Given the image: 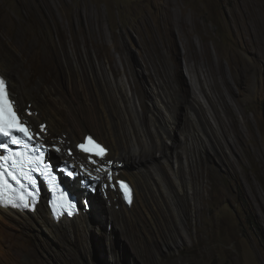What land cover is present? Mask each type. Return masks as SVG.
<instances>
[{"label":"rangeland","instance_id":"374dc122","mask_svg":"<svg viewBox=\"0 0 264 264\" xmlns=\"http://www.w3.org/2000/svg\"><path fill=\"white\" fill-rule=\"evenodd\" d=\"M169 1L172 13L185 18V0H0V58H8L18 81L15 89L5 75L9 87L36 130L31 107L51 99L49 86H68V57L86 74L79 58L96 68L103 61L110 80L122 85L155 131L157 147L140 150L146 161L139 165L157 198L153 218H145L137 232L129 222L117 231L110 215L107 229L95 199L103 195L116 210L123 202L116 196L119 204L112 205L100 192L92 198L88 251L78 245L82 259L50 247L40 250L42 264H264V0H191L202 29L191 37L165 22ZM85 8L101 14L106 34L89 57ZM193 104L206 118L192 122ZM171 116L177 120L173 128ZM153 118L171 126L164 146ZM192 168H200L203 178L212 173L211 184L205 178L206 205L200 184L192 183ZM195 204L202 213L195 214Z\"/></svg>","mask_w":264,"mask_h":264},{"label":"bare ground","instance_id":"6f19581e","mask_svg":"<svg viewBox=\"0 0 264 264\" xmlns=\"http://www.w3.org/2000/svg\"><path fill=\"white\" fill-rule=\"evenodd\" d=\"M185 2L186 6L182 10L186 19L181 18L180 14H177L176 11L172 13L171 6L173 3L169 1L165 22L182 31L181 33L184 35L191 37L194 31H202V29L196 23V11L192 8L191 0L189 2L185 0ZM188 7H191L190 11H188ZM85 11L88 14V27L85 33L86 39L84 44L85 48H87V56L89 57L95 45V48H98V45L105 42L106 34L101 25V14L89 15L94 13L93 9L88 8H85ZM188 19H192V22L188 23ZM208 49L209 47L206 44L205 50L207 52ZM100 53L97 52L99 59L102 56ZM76 55H78V52ZM63 62L66 66L65 68L69 70L68 86L65 88L61 84L49 86L45 92L51 94V99L40 100L39 103L37 102L36 109L30 105L28 106V108L31 107L30 112L36 114L33 117V121H35L37 126H40V130H37V136L40 140L44 138L45 140L42 141L45 143L59 145L58 151L62 152V158L60 159L58 156L57 150L54 149L53 151V157L59 159V161L66 159L73 161L88 173L97 172V167L102 168L104 173H107V168L116 169L118 177L125 176L130 180L135 186L136 195V200L131 207L122 204L121 210L113 209L102 196L95 199L99 201L95 206L99 208L100 216H104L103 221L107 222V229L108 224H110L109 217L111 215V218L117 224L113 229L117 228L118 231V226L125 228L128 226L126 225L127 222H129L130 225L134 224L136 226L135 231L137 232L140 223H143L144 219L148 216L150 218L153 216V209L157 201V198H154L156 197L154 190H151L153 193L149 191L148 175L139 168V165L146 161L145 154L140 150L147 146H150L152 149H154V146L157 147L153 136L155 131L152 132L150 129L151 124L148 126V123H145L146 116L144 117L139 110L133 107L122 85L119 82L117 85H114L110 80L103 61V64L101 62L99 68H96L79 58L81 70L87 71L88 74L75 70L77 68L76 64L68 57ZM111 68L114 72H117L116 66L111 65ZM0 72L9 77L12 83H15L16 89L18 85L17 77L10 71V62L6 57L0 58ZM176 75L177 79L180 78L178 71ZM164 101L170 105V100L164 98ZM191 108V112L193 113L191 115L192 122H194V116L199 117V119L201 118V120L204 117L206 118L208 113L205 112L203 115H200L197 105L193 104ZM153 121L157 133L156 137L160 139L164 146V140L162 139L168 132V127L171 126L168 125L165 128L162 124L158 123L160 120L156 118H153ZM168 123H171L170 125H173V128L177 120L174 116H171ZM87 129L92 130L95 137L109 148L110 152L104 158L91 157L78 151L77 145L85 139L86 135L91 134L88 133L89 130ZM220 142L222 146V141ZM63 151H66L65 154ZM131 151L135 152L132 153ZM155 151L153 150V153ZM208 172L210 171L208 170ZM99 175L103 176L102 173ZM191 175L192 183H199L201 192H204L203 196L200 197L202 204H208L210 199L205 194V178L211 184L212 173L205 174L206 177L203 178L201 177L200 168H192ZM105 180L107 181L108 177ZM185 185L186 181H183V186ZM116 196V201H122L121 196L113 189H110L108 198L113 201L111 202V204L113 203L112 205L119 204L114 201ZM180 197L182 201H185L184 196ZM184 211V205H179L178 213L181 220L183 219ZM202 212L203 210L195 204V214L198 215ZM196 215L189 213V216L193 218ZM161 217L165 225L166 219L163 215ZM93 220L92 210L91 213H83L80 216H75L73 219L64 218L57 223L51 218L44 204L39 205L33 213L0 207V264H42L43 255L40 250L50 247L60 248L70 257L82 259L81 248L78 249V245L81 244L85 251H88V239L94 235ZM36 228L39 230L38 236L43 243L39 242V239L38 241L35 239L36 233L34 231ZM113 234L114 231H112ZM148 241H150L151 245L153 238H148Z\"/></svg>","mask_w":264,"mask_h":264},{"label":"clouds","instance_id":"9594fccd","mask_svg":"<svg viewBox=\"0 0 264 264\" xmlns=\"http://www.w3.org/2000/svg\"><path fill=\"white\" fill-rule=\"evenodd\" d=\"M0 75L6 78L7 92H8L9 98L14 103L15 112L19 116L21 123L26 125L29 130V133L34 136V139H35L34 145L31 147L33 155L35 156L39 151H43V148L45 147L44 151L47 150V154L45 153V155L47 156V158L53 165L54 167L53 170H55L56 174H58V179L55 178L56 179L55 182H59L61 184V187H60L61 189H58L57 187H50L43 183V185L41 186L42 189L37 190L38 192L40 191V200L38 199L37 200L38 202L36 204H33V201L31 198L25 201L29 204L28 207H23L22 206L23 204L19 207L3 206V205H0V207L4 209H10V210H19L25 213H33L36 211L39 205L44 204L46 208L48 209L51 218L55 222L59 223L60 220H63L64 218L73 219L75 216H80L83 213H91L92 207L94 210V206H93L94 203L92 201V198L95 197L100 192L101 194L108 196L110 189H113L115 192L119 193L124 205L131 207L133 202L136 200L135 199L136 198L135 186L125 176L118 177L116 169L107 168L108 170L107 173H104L103 169L101 168V171L88 173L86 170L79 167L73 161H70L68 159L63 160V161H59V160L57 161L56 158L53 157L54 149L55 150L59 149V146L57 144L50 145L38 138L37 130L26 120L22 111L19 109L17 105V101L15 97L13 96V93L9 87L10 85L9 79L2 72H0ZM88 137H91L95 142H97L98 144H100L102 147L105 148L104 157L109 154L110 152L109 148L104 143H102L100 140L95 138L94 135L92 134L86 135L85 139L81 141L78 145H80L81 143L87 144ZM78 145H77V149L79 152L85 155L91 156V157L102 159L100 157H97L94 154V152L86 153L82 151L78 147ZM58 166L59 167L66 166L67 168L73 170L74 174L69 176L63 172L58 173L59 172L57 168ZM97 168L100 169V167H97ZM55 171L53 172L55 173ZM100 173H102L103 176H100L99 175ZM109 176L111 177V179H109ZM107 177H108V180L106 181L105 179ZM119 182H123L127 184L128 187L131 189V196H132L131 203H129L128 200L125 198V194L122 191ZM62 191L68 194L67 198L61 194ZM11 194L12 193L10 192H6L5 197ZM51 196L55 197L57 201L54 203L53 202L51 203L49 200ZM69 199L75 204L74 208H69L68 206ZM68 211H71L72 214L68 215L67 214Z\"/></svg>","mask_w":264,"mask_h":264},{"label":"snow or ice","instance_id":"6c2138e0","mask_svg":"<svg viewBox=\"0 0 264 264\" xmlns=\"http://www.w3.org/2000/svg\"><path fill=\"white\" fill-rule=\"evenodd\" d=\"M14 132L23 133L25 140L22 141L13 134ZM0 136L10 138L12 145L22 147L25 150L23 154L13 152L14 159L8 163L7 168H5L3 163H0V205L19 207L21 206L20 201L15 199L16 187L18 186L21 192H24L26 188L28 190H34L38 182V177L33 174L39 172L40 175H44V172L40 170L37 157L27 151L29 149L28 141L32 140L33 136L29 134L27 127L22 126L21 123L18 122V118L13 109V102L9 98L7 92L6 78L2 75H0ZM78 147L86 153L94 152V154L100 158H103L105 154V148L95 142L91 137L87 138V144L81 143ZM0 149L13 151L8 148L7 143H0ZM93 163H95V161H93ZM34 165L35 167H33ZM97 171H99V169H97ZM68 175L71 176L73 173L68 172ZM53 179H55V177H53ZM109 179H111L110 176ZM119 183L125 194V198L131 203V189L127 184L123 182ZM6 192L12 194L7 195V198H5ZM29 194H31L30 191ZM61 194L66 198L68 196V194L63 191ZM21 199H23V197H21ZM22 206L28 207L29 204L25 202ZM68 206L69 208H74L75 204L69 199ZM67 214L71 215L72 212L68 211Z\"/></svg>","mask_w":264,"mask_h":264}]
</instances>
